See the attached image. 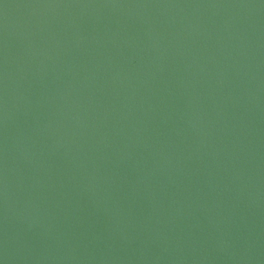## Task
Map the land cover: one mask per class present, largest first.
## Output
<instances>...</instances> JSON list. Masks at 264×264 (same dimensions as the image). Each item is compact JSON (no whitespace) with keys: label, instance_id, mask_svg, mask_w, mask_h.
<instances>
[{"label":"water","instance_id":"95a60500","mask_svg":"<svg viewBox=\"0 0 264 264\" xmlns=\"http://www.w3.org/2000/svg\"><path fill=\"white\" fill-rule=\"evenodd\" d=\"M0 264H264V0H0Z\"/></svg>","mask_w":264,"mask_h":264}]
</instances>
